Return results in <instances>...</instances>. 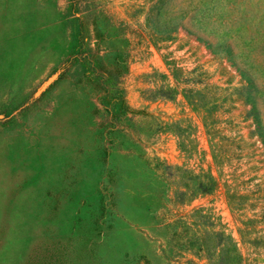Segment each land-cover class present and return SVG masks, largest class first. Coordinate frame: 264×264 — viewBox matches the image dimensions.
Masks as SVG:
<instances>
[{
	"label": "rangeland",
	"instance_id": "374dc122",
	"mask_svg": "<svg viewBox=\"0 0 264 264\" xmlns=\"http://www.w3.org/2000/svg\"><path fill=\"white\" fill-rule=\"evenodd\" d=\"M0 264H264V0H0Z\"/></svg>",
	"mask_w": 264,
	"mask_h": 264
},
{
	"label": "trees",
	"instance_id": "16d2710c",
	"mask_svg": "<svg viewBox=\"0 0 264 264\" xmlns=\"http://www.w3.org/2000/svg\"><path fill=\"white\" fill-rule=\"evenodd\" d=\"M73 57L80 60L82 64L84 65V67L88 68L89 71L95 70L93 69L94 66L92 62L91 53L89 52L87 48L83 49L81 52H78V54L75 51V49L74 50L72 49V52H70V54L67 56L66 59H71ZM96 71L97 70H95V72ZM118 89L119 87H115V90L117 91V98L115 97L113 101L115 102L117 108H124L125 107L124 100H123L122 94L120 93V89L119 90Z\"/></svg>",
	"mask_w": 264,
	"mask_h": 264
}]
</instances>
